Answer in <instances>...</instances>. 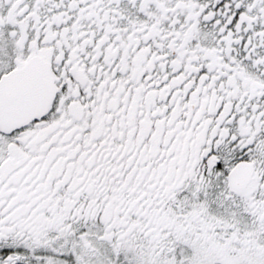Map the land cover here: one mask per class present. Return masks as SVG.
I'll list each match as a JSON object with an SVG mask.
<instances>
[{
  "label": "snow or ice",
  "instance_id": "1",
  "mask_svg": "<svg viewBox=\"0 0 264 264\" xmlns=\"http://www.w3.org/2000/svg\"><path fill=\"white\" fill-rule=\"evenodd\" d=\"M0 264H264V0H0Z\"/></svg>",
  "mask_w": 264,
  "mask_h": 264
}]
</instances>
